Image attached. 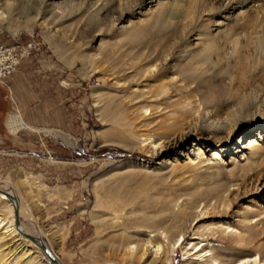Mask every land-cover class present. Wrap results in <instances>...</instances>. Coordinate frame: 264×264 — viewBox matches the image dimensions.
<instances>
[{
	"label": "rangeland",
	"instance_id": "374dc122",
	"mask_svg": "<svg viewBox=\"0 0 264 264\" xmlns=\"http://www.w3.org/2000/svg\"><path fill=\"white\" fill-rule=\"evenodd\" d=\"M45 1L1 5L13 21L0 27V43L18 47L20 58L0 83V186L28 209L19 216L24 231L47 242L58 231L62 239L53 245L68 264H120L103 260L110 252L106 242L118 245L121 237L141 242L156 229H165L170 241L180 230L183 234L168 264H232L248 253L253 255L242 264H264V169L259 180L237 170L264 167V159L247 158L246 147L248 137L264 145V48L258 44L264 39V0H196L194 19L172 11L152 34L133 42L125 36L161 5L183 1L142 0L123 19L110 3L130 0H55L47 17L27 9L53 0ZM27 19H33L32 27ZM207 28L222 49L221 65L249 55L248 70L221 71V65L205 60L209 68L196 74L195 82L183 80L182 68L206 47ZM93 63L100 69L91 72ZM162 83L169 91L157 95ZM117 102L132 114L123 127L103 111V105ZM143 103L154 106L147 118L135 111ZM11 118L15 129L9 127ZM232 119L238 121L233 128ZM221 122L226 128L217 141L210 131ZM147 133L162 138L155 151L124 147ZM228 186L231 191L223 193ZM118 203H127L118 213L103 207ZM1 205L2 199L0 213ZM178 213L182 223L174 219ZM1 231L7 252L19 236L12 240L16 232ZM26 249L20 246L14 256ZM150 249L134 264H149L155 258ZM205 250L209 253L199 259Z\"/></svg>",
	"mask_w": 264,
	"mask_h": 264
},
{
	"label": "bare ground",
	"instance_id": "6f19581e",
	"mask_svg": "<svg viewBox=\"0 0 264 264\" xmlns=\"http://www.w3.org/2000/svg\"><path fill=\"white\" fill-rule=\"evenodd\" d=\"M6 1H8V0H5V1L0 0V2H2L0 4V27H2V28H8L9 23L13 19V18H11V12H9V13H7L6 11L4 12V7L3 8L1 7V5H7ZM48 1H50V0H46L45 2H48ZM182 1H183L182 4L179 3L178 1H176V2H173L170 6H167V4L161 5L158 8V10L156 11V13L150 18V20L147 23H145V25H143L142 27L139 26V28L136 29V31H134L135 29L133 31H130L125 36L126 40L133 42L138 37H146V36L152 34V29L154 28V26L157 23L159 24V22L162 23V21L164 19H166L168 16H171L170 14L172 13V11L179 12L180 15H183L181 17H184V19H188V18L194 19L193 14L195 13V10H196V5H197L196 0L195 1L194 0H182ZM137 2L138 3H135L134 1L130 0L129 2H127V4L122 5L121 3L117 2V1L115 3H114V1H111V3H110L112 5L111 11L118 10V12H121L119 15V19H123L124 13H127L129 11H133V8L136 5L141 4L140 2H142V0L141 1L137 0ZM55 5H56L55 0H53L52 2L45 4V5L43 2V7H41V9L40 8L38 9V8L34 7L33 5L32 6L28 5L27 9L31 12H34L36 15L43 14V16H44V14H45L44 17H47L48 16V8L51 7V9H52V8H54ZM111 5H109V6H111ZM10 7H11V5H10ZM11 8H10V11H11ZM205 8H207V7H205ZM16 9H18V7H16ZM212 9L213 8H211V9L209 8V10H212ZM53 13H56V12L54 11ZM53 13L51 15H49V17H51L50 22L53 21V23H55L56 22L55 17L57 15L56 14L53 15ZM61 16H60V18H61ZM171 17H168L167 21ZM29 19H31V18H29ZM29 19H27V20L29 22H32V24H29L32 27L33 26V19H35V18H33L32 20H29ZM44 20L48 21V19H46V18ZM27 26H28V24H27ZM208 30L209 29L207 28V30H205V32H204V35L206 36V40H207V42L205 43L206 47L202 50V52H200L201 54L196 53L193 55L192 60L196 59V62L191 64L190 66H188L186 68H182L181 74H182L183 80H187V79L189 80V78H190L191 82H193V81L195 82V79H197L196 74L200 73L199 75H201L205 71H207V68H209V65L204 67V65L206 64V61L212 62L214 66H220L221 65V63L223 61V55L221 52L222 49L220 48V45H218V43L216 42L215 38L213 36H211L209 33H207ZM233 44H234L233 50L235 51V48H237L239 42L237 40L236 41L234 40ZM258 44H259L260 50H262V52H263L262 48H264V39H262V38L259 39ZM161 45H162V43H161ZM163 46H166V45H163ZM163 46H161V47H163ZM162 50H163V52L167 51V50H165V47ZM213 55H214V58H215V56L217 57L216 58L217 60L212 58ZM83 60L86 61V59H84V58H83ZM201 60L204 62L201 63ZM249 62H250L249 55L248 56L245 55V57L244 56L239 57L238 61L235 62V64L227 63L224 66L221 65L220 68H221V71H236V70L237 71H244V70H248V67H249L248 63ZM151 65H156V64H154V62H152V64H150L149 66L151 67ZM99 66L100 65L96 66L94 64L92 66L91 72L94 71L96 68L100 69ZM149 71H146V72H149ZM197 84L200 85L199 82H197ZM167 91H169V90H168L166 84L162 83L159 86V90H158L157 95H161L163 93H166ZM108 96H110V95H108ZM100 99H102V98H100ZM103 99L105 100L106 98H103ZM113 99H114V97H113ZM111 100H112V98H111ZM106 102H107V100H106ZM119 103L120 102H117V104L115 103V104L108 105L105 108L103 105V109H105L103 111H104V114L106 116L109 115L108 117H111L110 119L114 121L113 125L115 123L119 125V123H120V124H122V127H123L125 124H123L121 122H123V120L125 122L127 118L130 119L129 121H132L131 120L132 117L130 116L132 114H130V113L126 114L125 112H127V110L124 111L123 110L124 107L122 108L121 104H119ZM106 104H108V103H106ZM137 110L139 112H137ZM152 110H154V106L143 103V105L138 106V109H136L135 111L138 113L139 118L140 117L147 118L146 117L147 114L148 113L151 114ZM133 112L134 111H132V113ZM197 112H198V109H196L193 113H197ZM137 113L134 117H137ZM232 114H233V117L235 118L234 113L228 114V116L230 117ZM100 116H102V115H100ZM9 120H10V125H9L10 129H15L16 126L18 125L17 121L14 120L13 118H11ZM103 120H104V118H103ZM138 120L139 119H136V121L134 120V122H137ZM110 122H112V121H110ZM191 122H189V120H187V126H190L192 124ZM232 122H234V123L232 124L231 128H233L234 126H236L238 124L237 119L236 120L232 119ZM126 123H127V125L130 124V123H128V121ZM118 125H116V126H118ZM130 125L133 126L132 122ZM225 128H226V125L223 124V122H221L219 126L215 125L214 129L212 131H210L211 138H214L217 141H221L223 139V137H220V135H222ZM125 130H127V128ZM47 131L49 133H51V132L53 133V131H51L50 129ZM132 131H133V129H132ZM202 131L204 133L209 134V132H207V130H206V132H205V130H202ZM127 132L129 133L128 130H127ZM132 134H133V132H132ZM124 135H126V134H124ZM130 135H131V132H130ZM152 135L153 134L150 135V133L139 134L137 136V141L139 143L135 144L132 142L133 144H123L121 142V144H123L125 148H130L132 150L133 149L145 150V148H149V149L155 151L157 149L155 147H157L158 145H160V143H162V140H161L162 138L156 137V139H154V136H152ZM134 137H136V136H134ZM209 137L210 136H208V138ZM246 143H247L246 147L248 149H250V153H249V156H247V158H250L251 156H253V158L255 157V158H259V159H264V145L258 144L257 141L255 139H253V137H248ZM215 153L216 152L214 151V154ZM201 154H202V152H199L198 156ZM216 157H217V155H216ZM256 165H260V164L257 163ZM263 169H264V167H262V166H258V167H256V169H254V167L252 168L250 166L237 167L238 171H240V170L242 171L241 175L244 177L247 175L249 177L250 172H252V174H251L252 176L249 177L252 180L261 179L259 174L263 172ZM232 174H233V172H232ZM234 184H236V183H234ZM234 184H231V185H234ZM237 185H239V184H237ZM219 189H222L221 186H220V188L216 187L215 190L217 191ZM228 190L231 191L229 186L227 188H224L223 193H225ZM225 198H226V194L222 195L220 197V199L218 200V202L224 203ZM0 199H2V205H1L2 207H1V213H0V264H5V263L6 264H68L69 260L63 261V260H61L62 258H59V256L57 255V253L55 251L56 246L54 247V245H53V242L57 241V239H62L61 238L62 236L60 234H58V231H53L51 233V237L49 236L50 237L49 242L45 241V239H43L41 237L36 236L31 231H30L31 233L29 231H24V226L22 225V223L18 222V224H17L15 222V216H17L19 218V216H21L24 213V211H28V209L26 207H24L21 203H19L18 197L16 195L12 194L10 192V190H6V189L2 188L1 186H0ZM113 205H116V207H113ZM113 205H110V206L106 205L103 207H106V208L112 207L114 209V212L118 213V211H121L124 208V206L127 205V203H122V205L120 203L113 204ZM182 217H183V214L178 213L174 216V219L177 222H181ZM174 226H176V225H174ZM3 227H4V229H6L7 232L8 231H10V233L16 232L14 235H12L9 238L12 239V238H15V236H19V238L16 239V241H18V242L15 245V247L12 249H9L7 252H6V249L8 248V246L6 247V245L8 244V240H6V235H5L6 232L1 231V229ZM178 229H179V226H178ZM48 230H50V229H48ZM179 232H180V234L178 233L177 237L173 241H170L169 239L166 240L168 233H167V231L165 232V229L162 230L161 232H158L156 229V230H150L149 235L147 233L148 236L145 239H143L141 242L130 240L128 237H121L122 242H120V244L118 243V245H115L114 240H113V243L112 242H106L108 245V248L110 249V252H108V254L106 255V257L103 260L110 261L111 259H113V260H117L116 262H119L120 264H134L136 262L138 263L139 261L143 260L146 257V255L151 251L150 246H152L155 248V252H154L155 258L152 259V261L149 264H155V263H153L154 260H159V259H160V262L162 264H168L169 259H170V257H169L170 252H172V250L174 249L175 246L180 245L183 241V234L181 233V230ZM162 236H164V237H162ZM238 238H240L241 241L243 240L241 233L238 234ZM26 245H27V249L24 250L23 253L19 257L14 256L16 254L17 249L20 246L24 247ZM194 247H196V245ZM118 250H121L122 252L118 253ZM185 250H186L185 255H188V251L186 248H185ZM9 252H11L12 253L11 256H14V257H11L9 255V257L5 259V257L8 255ZM208 253H209V250H205V251L197 254V256L199 259H202ZM248 254L247 255L244 254L242 256L237 257L235 260L232 261V264H242L244 262L243 260L245 258L251 257L253 255L252 253H251V255H250V253H248ZM157 256H159V258H157ZM218 259H219L218 256L212 257L213 261H218ZM95 264H102V263L98 261Z\"/></svg>",
	"mask_w": 264,
	"mask_h": 264
},
{
	"label": "built area",
	"instance_id": "2783aa9c",
	"mask_svg": "<svg viewBox=\"0 0 264 264\" xmlns=\"http://www.w3.org/2000/svg\"><path fill=\"white\" fill-rule=\"evenodd\" d=\"M19 58L18 47L0 43V83L16 70Z\"/></svg>",
	"mask_w": 264,
	"mask_h": 264
},
{
	"label": "water",
	"instance_id": "95a60500",
	"mask_svg": "<svg viewBox=\"0 0 264 264\" xmlns=\"http://www.w3.org/2000/svg\"><path fill=\"white\" fill-rule=\"evenodd\" d=\"M15 222L18 224L19 222V218L17 216H15ZM106 264H113V263H106Z\"/></svg>",
	"mask_w": 264,
	"mask_h": 264
}]
</instances>
